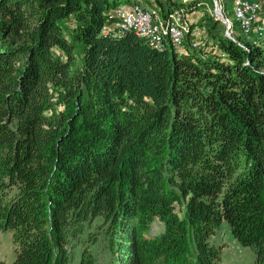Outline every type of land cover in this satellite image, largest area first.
<instances>
[{"label":"trees","instance_id":"1","mask_svg":"<svg viewBox=\"0 0 264 264\" xmlns=\"http://www.w3.org/2000/svg\"><path fill=\"white\" fill-rule=\"evenodd\" d=\"M158 1L163 25L181 26L178 7L202 6ZM133 2L150 6L0 0V229L11 264H69L101 233L118 264H217L211 238L223 221L264 264V37L239 41L233 21L239 42L222 34L220 53L202 57L185 39L184 50L156 49L132 31L103 33L107 12ZM155 220L163 229L148 236ZM92 256L81 246L82 264Z\"/></svg>","mask_w":264,"mask_h":264},{"label":"rangeland","instance_id":"2","mask_svg":"<svg viewBox=\"0 0 264 264\" xmlns=\"http://www.w3.org/2000/svg\"><path fill=\"white\" fill-rule=\"evenodd\" d=\"M140 1L143 4H150L148 9L159 11L161 8V2L158 0H136ZM150 1V2H148ZM164 3V0H161ZM185 3L191 0H182ZM258 1V3H264V0H250ZM196 3H200V9L184 12L182 8L179 9L177 13H175L178 17V21L173 18L179 25L184 27V21L187 24L189 29V25H193L192 33H188L185 37V44L188 49H192L197 52L200 56L206 57L208 54L211 53H220V50L217 46V41L222 34L226 37H230L234 39L238 37V40L243 42L244 40H250L249 33L245 34L241 31L238 26L236 30H234L232 36L230 34L231 28L225 30V25L220 23H214V21H220L217 17L220 15H215L213 12V4L219 9L222 13V17L229 19L231 22L235 21L234 13L237 6L232 3V0H226V4L230 7V11H223L222 1L221 0H196ZM232 3V4H231ZM203 7V8H202ZM176 9V8H175ZM158 13V12H156ZM211 14V18L214 20L213 23L211 22L207 14ZM1 21V16H0ZM63 32L65 35L70 37L71 30L75 26V22L73 18H68L67 20L61 22ZM215 25V26H214ZM264 23L262 24V26ZM180 26V27H181ZM255 38V37H254ZM236 39V38H235ZM256 39H258L256 37ZM237 40V39H236ZM237 40V41H238ZM238 41V42H239ZM3 43V37L0 35V45ZM75 57H81L80 51H74ZM260 72L264 73V67L260 69ZM179 214H181L179 212ZM163 229V225L160 221L155 220L150 230L147 232L148 236H154L160 233ZM211 241L215 244H218L222 247L220 259L217 264H254V253L248 246L241 245L236 239L232 237L230 234L229 227L225 221H223L220 227L216 230L214 236L211 238ZM115 240L111 237L109 233H101L100 237L96 241L95 244H92L91 241L83 240L80 247L76 248L73 255L70 257L69 264H82L80 260V250L81 246L84 248L89 249L92 252L93 264H118L117 263V252L113 250V256L111 258L108 257L112 252V248L114 247ZM14 252H13V243L11 239V233L9 230H1L0 229V260L3 261L5 264H11L13 261Z\"/></svg>","mask_w":264,"mask_h":264},{"label":"bare ground","instance_id":"3","mask_svg":"<svg viewBox=\"0 0 264 264\" xmlns=\"http://www.w3.org/2000/svg\"><path fill=\"white\" fill-rule=\"evenodd\" d=\"M247 2L249 1L248 0H234V4L237 6L235 13H234L236 24L238 28L241 31H243L245 34L249 33V28L245 26L244 20L241 19V14L239 13L238 6H244V4ZM120 6L129 7V9L134 10L139 16H146L147 20H150V27L152 28V31L155 37L148 34L144 30V28L141 27L140 25L125 24V25H122V27H119L118 29L117 28L107 29V20H106V24L102 28L103 33L110 34L113 36H118L124 33L125 31H132L135 35L142 38V40H144V42L152 48L161 49L165 47L166 45L174 46V44L177 47H180V48L182 47L183 39H178V38H183V31H173V26L180 27L175 22H168L165 25L157 22L156 18L152 14V11L148 9V7L147 8L143 7L139 3L133 2L128 5H120ZM216 10H219V9L215 6V4H213V12L215 13V15H220L217 18L223 22V24L225 25V30L230 29L232 22L229 19L222 17L221 12L217 14L215 12ZM255 37H257L258 39H261L264 37V25L261 26V30L255 32ZM232 40L237 41L235 38Z\"/></svg>","mask_w":264,"mask_h":264},{"label":"built area","instance_id":"4","mask_svg":"<svg viewBox=\"0 0 264 264\" xmlns=\"http://www.w3.org/2000/svg\"><path fill=\"white\" fill-rule=\"evenodd\" d=\"M238 10L241 14V19L244 20L245 26L249 28V39L254 40L255 32L261 30V26L264 23V3H258V1L247 2L244 6H238ZM105 19L107 20V29H118L125 24L140 25L148 34L154 36L150 27V20H147L146 16H139L134 10L129 9V7L116 6L107 12ZM173 31H183V38L178 39H185L186 34L193 32L192 29H188L185 21L184 27L173 26ZM173 47L185 49L177 47L175 44Z\"/></svg>","mask_w":264,"mask_h":264},{"label":"water","instance_id":"5","mask_svg":"<svg viewBox=\"0 0 264 264\" xmlns=\"http://www.w3.org/2000/svg\"><path fill=\"white\" fill-rule=\"evenodd\" d=\"M215 12H216L217 14H219V13H220V11H219V10H216Z\"/></svg>","mask_w":264,"mask_h":264}]
</instances>
